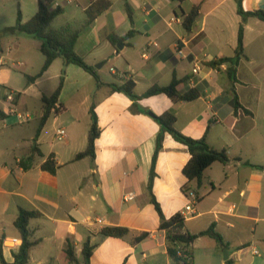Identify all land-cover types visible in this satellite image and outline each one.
Segmentation results:
<instances>
[{"label":"crops","instance_id":"0c3cea01","mask_svg":"<svg viewBox=\"0 0 264 264\" xmlns=\"http://www.w3.org/2000/svg\"><path fill=\"white\" fill-rule=\"evenodd\" d=\"M73 1L81 9L74 13L82 19L66 25L80 28L92 0H57L55 5L64 8V15L66 4ZM109 1L111 7L82 32L76 45L78 55L97 70L102 87L90 73L74 64L65 66L62 59L30 83L27 77L37 76L45 62L41 41L5 31L17 18L14 25L0 29L4 31L3 36L0 33V251L4 260L12 264L13 254L20 249L22 237L15 221L26 210L40 213L29 223L35 244L27 264H74L67 258L68 243L83 264L87 240L93 246L91 264H175L149 194L162 133L156 117L173 111L179 132L199 139L207 131L208 144L227 150L231 161L212 164L198 188L183 174L191 158L187 147L163 132L152 193L164 216L182 213L191 234L213 226L222 237L220 244L209 235L199 236L193 244L194 264H264V88L253 80H262L264 74V21L240 16L237 0ZM194 6H200V15L193 31L187 32L181 12L188 13ZM242 7L245 12L264 10V0H243ZM22 16L24 22L31 19ZM241 24L244 55L233 82L227 72L229 63L219 69L207 63L235 56ZM131 32L135 33L129 36ZM112 34L122 38L121 49L119 42L114 46L109 41ZM178 45L184 57L176 53ZM245 63L252 65V78L241 70ZM197 65L200 69L194 73ZM64 69L56 104L62 109L50 117L36 139L42 97L56 91ZM174 76L180 81L179 93L201 87L202 97L191 102L173 101L165 94L133 99L111 87L133 81L134 93L142 96L153 86H169ZM234 91L252 115L235 111ZM11 92L14 102L7 100ZM93 105L100 129L95 155L76 161L88 146ZM11 109L34 118L20 123L9 113ZM59 128L67 132L63 140L57 139ZM51 156L58 165L55 174L42 169ZM185 185L199 193L194 212L185 210L191 201L183 191ZM131 193L135 198L125 201ZM98 219L103 223L97 224ZM106 227L129 232L125 237H109L101 233ZM143 234L147 237L137 242ZM4 239L15 240L16 248L3 247Z\"/></svg>","mask_w":264,"mask_h":264},{"label":"trees","instance_id":"16d2710c","mask_svg":"<svg viewBox=\"0 0 264 264\" xmlns=\"http://www.w3.org/2000/svg\"><path fill=\"white\" fill-rule=\"evenodd\" d=\"M57 0H38V11L37 13L28 21L24 22L21 11L18 12L16 24L12 27H8L5 31H18L25 33L27 35L33 36L41 41L40 51L45 57L44 65L40 73L35 77L28 76L27 79L30 83L36 80L37 77L43 75L44 72L48 70L51 64L56 59H62L65 66L74 64L86 72L90 73L98 87L104 86V83L101 81L100 76L97 70L89 65L81 56L76 52V45L80 38L82 32L85 31L102 13L107 11L111 7V2L109 0H92V3L86 10L87 20L80 27L76 28L71 24H67L60 29H55L52 27L53 21L64 13V8L60 5H55ZM177 1L180 4H183L186 0H171ZM243 0H237L238 4V14L244 19L247 17H256L264 21V10H254L251 12H245L242 7ZM126 10L130 19H132V10L129 4L125 5ZM183 21L182 26L187 32H192L194 25L200 15V6H194L190 12L185 13L181 12ZM244 24L239 26L238 38H237V48L234 57H224L219 58L214 61L208 62L207 65L219 69L223 64L229 63L230 67L227 69L228 75L233 82H236V67L239 65L241 58L244 55ZM135 32H131L129 36L134 35ZM109 41L115 46L122 38L112 34L108 36ZM66 71H62L60 76V83L56 91L51 96H43V115L40 119L36 139L39 137L42 132L45 124L54 114H58L59 111L56 108L60 92L62 90L64 80H65ZM180 84V81L174 76L171 84L167 87H160L158 85L153 86L147 90L142 96H137L134 93L135 83L133 81H128L122 86L111 85L114 91L125 92L128 96L133 99H140L142 97H151L157 94H165L173 101H194L203 95L201 87L191 89L183 94L179 93L177 86ZM233 105L235 111L243 109V111L252 115L250 111L245 109L239 101L237 93L234 91ZM94 105L91 107V117H92V126L89 132L88 137V146L84 152L79 153L75 160H81L86 157H94L95 155V143L96 139L99 137L100 129L97 121V116L94 111ZM1 113V112H0ZM159 124L162 127V133L158 136L157 147L153 159V165L151 170V181L149 185V194L152 204L155 206L156 211L160 217V230L166 233L167 237V251L169 257L174 261L175 264H194V252L193 244L199 236L209 235L215 238L218 243L223 244L222 237L215 231L212 226L207 231L202 232L198 235L191 234L186 229V218L182 213H176L175 215L167 218L164 216L162 209L159 203L156 201L152 193V180L154 178V166L155 159L157 154L162 148L163 142V132H169L172 136L187 147L191 158L189 162L183 169V174L187 178L188 182L196 181L198 188L202 186V181L205 171L215 162H220L222 164L229 163L230 157L227 150H217L212 148L207 141V131L202 138L196 139L184 135L179 132L175 125L177 117L175 112L167 111L163 115L156 117ZM209 130V128H208ZM37 151V149H36ZM40 154V153H39ZM239 160V159H238ZM246 164L259 168L260 166L252 165L248 162ZM42 169L55 174L58 165L54 157H49L46 162L42 165ZM183 191L188 195L191 191L188 185L183 187ZM195 192V191H193ZM197 197V202L200 201V196L198 191L195 192ZM40 216V213L34 211L21 210L17 220L15 221V226L19 230L22 243L18 252L14 253V262L12 264H27L29 261V253L35 242L31 241V230L29 228V223L31 219ZM129 230L123 227H106L101 230V233L109 237H125L128 234ZM147 237V234H143L136 238L137 242L142 241ZM67 258L71 263L80 264L77 261L76 255L74 253V247L71 243H68L66 249ZM83 264H91V257L93 254V246L90 243V240H87L83 246ZM0 264H9L4 258L3 254L0 251ZM228 264H231L230 262Z\"/></svg>","mask_w":264,"mask_h":264},{"label":"rangeland","instance_id":"374dc122","mask_svg":"<svg viewBox=\"0 0 264 264\" xmlns=\"http://www.w3.org/2000/svg\"><path fill=\"white\" fill-rule=\"evenodd\" d=\"M81 9L78 7L75 1L69 2L66 4L65 14L57 17L53 23L52 27L55 29H60L64 27L66 23L75 22L82 18L79 15H76L74 12H81ZM21 11L25 17H33L35 12L38 11V2L35 0H0V29L4 27V25H14L15 19L17 18L18 12ZM4 33V31H2ZM0 32V33H2ZM3 33L1 36H3ZM230 33H227L226 36L229 38ZM42 56L41 53H39ZM33 62V61H32ZM110 65H108L105 70H109ZM252 65L245 63L241 66V70L243 73L248 74L249 77L252 78L251 73ZM258 74L256 73L255 76ZM257 78V77H256ZM254 80V83L257 81L261 84V87L264 88V74L262 75V80Z\"/></svg>","mask_w":264,"mask_h":264},{"label":"built area","instance_id":"2783aa9c","mask_svg":"<svg viewBox=\"0 0 264 264\" xmlns=\"http://www.w3.org/2000/svg\"><path fill=\"white\" fill-rule=\"evenodd\" d=\"M182 44H183V41H182ZM176 53H177L180 57H184V51H183V49L181 48L180 45H178V46L176 47ZM199 69H200V66L197 65V66L194 68L193 72H194V73H197V72L199 71ZM15 99H16V96H15L14 93L11 92V93L8 94V96H7V100H8V101H10V102H14ZM56 108H57V110H58L59 112H60L61 109H62V108H61L60 106H58V105H56ZM9 113L15 115L20 123H27V122L33 120V118H34V116H33L32 114H30V113H20V112L16 111L15 109H11V110H9ZM56 135H57V139H58V140H63V139L66 137L67 132H66V130H65L64 128H59V129L57 130ZM188 196L190 197L191 201H190L189 204L186 206L185 210L188 211V212H194L195 204L197 203V197H196V194H195V192L191 191V192L188 194ZM134 198H135V196H134L133 193H131V194H127V195L125 196V201H130V200H133ZM96 223H97V224H102L103 221H102L101 219H98V220L96 221ZM2 245H3V247H5V248L14 249V248H16L17 243H16L15 240H13V239H12V240L4 239V240L2 241ZM256 253H257V252H256Z\"/></svg>","mask_w":264,"mask_h":264},{"label":"water","instance_id":"95a60500","mask_svg":"<svg viewBox=\"0 0 264 264\" xmlns=\"http://www.w3.org/2000/svg\"><path fill=\"white\" fill-rule=\"evenodd\" d=\"M122 47H123V44H122L121 42H119V44H118V48L121 49ZM101 65H102V64H100V65H96L95 67H96L97 69H99V68L101 67Z\"/></svg>","mask_w":264,"mask_h":264}]
</instances>
